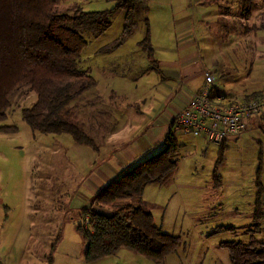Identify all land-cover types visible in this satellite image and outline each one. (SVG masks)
I'll list each match as a JSON object with an SVG mask.
<instances>
[{
	"label": "rangeland",
	"instance_id": "obj_1",
	"mask_svg": "<svg viewBox=\"0 0 264 264\" xmlns=\"http://www.w3.org/2000/svg\"><path fill=\"white\" fill-rule=\"evenodd\" d=\"M145 2L146 13L142 15L140 9L134 31L113 51L101 49L121 35L124 10L115 14L112 25L103 33L86 34L88 44L82 50L80 66L90 70L97 79V86L75 100L76 115H72V119L82 123L90 134L99 135L103 110L110 115L111 121H150L147 109L139 113L138 107L131 105L142 96L150 97L153 90L148 89L158 82L157 73L146 68L149 63L147 52L139 44L146 29L145 14L149 17L151 36L160 40L161 50L172 49L176 41L174 20L180 17L195 50L200 49L205 56L218 53L226 70L231 69L232 75H236L237 86L260 83L256 85L257 90L264 93V28L260 26L264 0H257L247 18L241 16L236 1L229 0L231 10L225 13L224 8H220L219 23L216 28L213 23L212 29L205 27L206 22L197 23L198 27L193 24L198 15L211 11L212 4L208 0ZM221 2L226 4L227 0ZM58 4L61 11L68 10L73 4H79L85 10H100L113 7L115 1L61 0ZM132 57L138 59V62H132L137 64L136 71L126 69L124 61ZM112 61H117L118 66H112ZM104 64L108 66L106 70ZM235 64L237 71L233 68ZM109 66L115 68L112 75H109ZM110 77L119 91L113 93V97L104 92ZM20 92L7 108V117L0 120V126L15 125L18 128L16 132L0 129V264H230L223 241L264 239V218L259 230L253 229L255 202L260 189L258 177L264 186V119H260L247 122L239 138L226 140L227 147L218 164L222 181L219 186L215 185L214 169L220 145L207 142L201 134L178 131L182 146L174 178L167 183L148 184L143 191L155 223L162 225L165 231L181 236L182 244L164 261L156 262L125 248L115 256L86 262V242L77 229L83 227L78 224L76 209L68 202L62 183L68 161L80 163L79 159L70 157L68 147L92 148L65 132L55 134L65 150L54 155L41 154L39 146L44 133L34 130L22 115V108L37 100V92L31 88ZM106 98L112 99L107 102ZM166 103L167 98L163 100L167 109ZM118 109L122 118L116 119ZM162 147L164 145L160 144L156 150L144 155L149 156ZM79 154L73 157L85 155L84 152ZM94 157L98 158V153ZM45 159H52L55 164H45L51 162ZM81 197L83 189L80 187L73 201ZM261 200L264 208V193ZM104 208L111 211L113 207L106 204ZM53 242L56 246L50 263L48 256Z\"/></svg>",
	"mask_w": 264,
	"mask_h": 264
},
{
	"label": "trees",
	"instance_id": "obj_2",
	"mask_svg": "<svg viewBox=\"0 0 264 264\" xmlns=\"http://www.w3.org/2000/svg\"><path fill=\"white\" fill-rule=\"evenodd\" d=\"M60 1L0 0V120L7 117V108L13 98L21 94L20 90L31 88L37 92V100L31 106L23 107L22 115L34 130L55 134L66 132L77 142L96 147V133L90 134L82 123L72 119V115H76L75 100L97 86V79L90 70L80 66L82 50L88 44L86 34L103 33L112 25L115 14L124 10L121 35L101 49L113 51L134 31L140 9L142 15L146 9L143 0H114V6L107 9L85 10L81 5L73 4L68 10L61 11ZM212 1L224 8L225 13L231 10L229 0L226 4L222 0ZM233 1L245 18L251 15L257 3V0ZM144 20L146 29L139 44L154 64L156 59L147 14ZM260 26L264 28V12ZM229 73H232L231 69L222 70V75ZM222 92L218 85H214L211 97L215 98ZM261 94L255 90L243 99L250 100ZM101 112L100 125L108 114L104 110ZM0 129L18 131L15 125H1ZM178 131L172 127L164 139V147L120 171L96 192L91 209L88 206L81 211L89 212L91 221L87 228L77 227L86 242V262L116 254L123 247L162 262L182 244L180 235L167 232L162 225L155 223L149 202L143 196L147 184L168 182L174 177L182 146ZM227 139L220 144L219 159L214 169L216 186L222 182L218 164L227 147ZM258 184L254 230H259L260 221L264 218L261 200L264 186L259 177ZM106 204L113 207L111 211L104 208ZM222 245L228 250L230 264H264V239H232L223 241ZM55 246L56 242H53L48 256L50 263Z\"/></svg>",
	"mask_w": 264,
	"mask_h": 264
},
{
	"label": "crops",
	"instance_id": "obj_3",
	"mask_svg": "<svg viewBox=\"0 0 264 264\" xmlns=\"http://www.w3.org/2000/svg\"><path fill=\"white\" fill-rule=\"evenodd\" d=\"M143 2L144 7H146L147 2L145 0ZM208 2L212 4L211 11L194 18L193 24L195 26L197 23L206 22L205 27L208 26L212 29L213 23L214 27H217L220 6L217 2L210 0ZM181 21L180 17L177 21L174 20L176 41L173 42L172 49L169 51L166 49L161 50L160 40H155V37L151 36L156 62L151 64L150 58L148 57L147 60H149V63L146 68H149V71L153 70L157 73L158 82H155L154 86L148 89L149 91L153 90L150 97L148 95L142 96V98H138L131 103V105L138 107L139 113L147 109L150 121H132V119L130 121H111L110 115L107 114V117L103 121H100L101 131L99 135H95L98 142L96 147L91 145L90 148L92 149H88L83 145H72L68 147L70 157L75 160L79 159L80 161V163H73L72 161L71 163L68 161L62 183L68 202H71L74 209H76V218L79 217L85 207H92L94 205L92 199L96 192L115 178L120 171L127 169L135 161L141 159V157L143 158L145 152L156 150L160 144L164 145V139L167 133L172 127L175 128L176 116L186 108L191 96L204 85L206 71L211 70L213 72L216 78L215 85H218L220 90L223 91V94H219L216 97H223L228 100L234 97L242 98L246 94L259 89L256 85H260V83L237 86L235 80L236 75H232L233 72L222 75V70L226 68L225 64L221 63L218 53L205 56L200 49L195 50L194 45L191 43L192 41L189 39V35L185 34L187 29L184 28V24ZM133 61L138 62V59L132 57L124 61L127 63L126 69L138 70L137 64L132 63ZM110 64L117 67L119 63L112 61ZM103 67L105 70L108 68L106 64ZM233 68H235L234 71L238 70L236 64ZM114 70L115 68L109 66V75L115 73ZM114 81L110 77V83L106 85L104 90L108 97H111L113 93H119L113 86ZM166 98L168 103H166L168 105L167 109L163 106V100ZM111 99L106 98L107 102H110ZM164 110H167L165 112L166 115L164 114ZM118 117L122 118L120 109H118L116 119ZM260 119H264V115L251 117L247 122L253 123ZM240 134L237 137L230 138L237 139ZM42 138H44L42 145L39 146L41 154L45 152L54 155L65 150V147L57 140L58 138L55 133H44ZM206 141L209 142L208 140ZM80 152H84L85 155L83 157L78 156V158L73 157L80 155ZM97 153L99 155L98 158L94 157ZM45 160L51 161L45 162V164H55L52 159ZM83 171L84 174L82 173ZM77 175H81L82 177L77 178ZM80 187L83 189V197L73 201V197L79 193ZM37 207L39 208L38 205ZM36 212L39 213V210ZM122 249L125 248L123 247L120 250ZM118 252L111 256L117 255Z\"/></svg>",
	"mask_w": 264,
	"mask_h": 264
},
{
	"label": "built area",
	"instance_id": "obj_4",
	"mask_svg": "<svg viewBox=\"0 0 264 264\" xmlns=\"http://www.w3.org/2000/svg\"><path fill=\"white\" fill-rule=\"evenodd\" d=\"M215 84V75L212 71H206L204 85L191 96L186 108L176 116L175 128L201 134L208 141L220 145L225 138L239 135L248 119L264 115V93L250 100L240 97L231 100L212 98L211 91ZM90 223L89 212L78 217V224L83 228H87Z\"/></svg>",
	"mask_w": 264,
	"mask_h": 264
}]
</instances>
